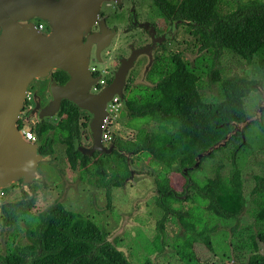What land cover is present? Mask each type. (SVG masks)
<instances>
[{"label":"trees","instance_id":"1","mask_svg":"<svg viewBox=\"0 0 264 264\" xmlns=\"http://www.w3.org/2000/svg\"><path fill=\"white\" fill-rule=\"evenodd\" d=\"M196 1L188 4L192 11L186 17L200 22L202 49L207 48L211 54L194 63L187 62L178 53L157 57L148 73V79L155 84L152 87L140 85L124 95L123 105L129 116L127 124L136 129L135 138L116 137L113 140L120 150L133 155L151 154L156 163L163 166L156 179V203L162 210L156 221L158 234L145 249L150 252L164 250L169 244L165 223L173 217L185 231L175 239L173 247L186 264H198V242L214 250L212 234L217 231L218 221L234 222L229 228L232 234L238 229L247 200L239 178L237 155L247 144L237 133L226 145L202 157L197 167L191 166L198 153L225 137L235 122L248 115L246 98L257 91V86H264V79L222 78L215 68V58L227 49L247 62L256 57L264 71V0L240 1L227 13L220 11L222 0H201L199 19L192 13ZM205 76L218 85L217 97L213 100L199 91L204 86ZM55 77L63 81L67 75L59 70ZM83 114L74 102L65 99L56 122L38 119L33 129L37 138L46 137L40 147L42 154H53L56 140L66 145L70 167L78 169L81 178L90 175L98 186L105 187L107 207H110L112 189L123 186L130 177L127 157L116 149L108 154L99 152L101 156L97 152L86 154L80 147L82 135L88 138V118H83ZM140 118L141 123H154L156 128L149 131L141 123L133 122ZM253 123L264 131L263 119L250 125ZM236 138L239 142L230 153V174L224 176L217 168L213 176L202 181L190 175L191 179L181 192L173 188L167 176L173 166H178L180 171L188 167L190 173ZM189 190L192 195L187 193ZM25 195L28 198L1 205L2 219L7 223L24 220L31 243L14 247L9 244L8 254L0 255V264H133L118 248L115 238L110 240L108 232L88 217L66 209L61 202L34 214L32 197L28 193ZM250 197L248 210L257 227L256 233L250 235L253 252L246 260H234L229 264H264V254L258 246V242L264 243V175L254 176ZM184 201L188 206L183 208ZM227 235L228 231L223 233V238Z\"/></svg>","mask_w":264,"mask_h":264},{"label":"rangeland","instance_id":"2","mask_svg":"<svg viewBox=\"0 0 264 264\" xmlns=\"http://www.w3.org/2000/svg\"><path fill=\"white\" fill-rule=\"evenodd\" d=\"M240 1L245 2L248 0H222L220 11L227 13L235 9ZM115 40H117L116 43L119 49L122 50L121 44L124 36H117ZM168 48L178 49L182 57L188 61H192L194 57L199 55V52L194 50L188 42L186 44L180 42L179 45L171 43ZM114 52L111 50L104 55L106 61H103V64H97L100 70H103L105 63L111 65L114 62ZM204 55L208 56L209 53ZM140 68L141 64L132 70L130 87L138 84L139 81L148 84L142 72L140 73ZM215 68L220 72L222 78L238 76L256 80L264 79V71L259 67L256 57L251 62H247L240 55L227 49L223 50L219 57L215 58ZM209 78L208 76L204 77V86L201 91L206 98L213 100V97H217L218 85ZM32 85L33 90L46 100L45 92L48 90L46 81L36 80ZM262 87L264 89V86ZM30 89L31 87L28 90ZM260 101L261 93L259 90L249 94L246 98L248 115L256 110ZM30 111H27V115L24 117L29 125L34 126L36 123L33 121L36 118L34 113ZM28 117H32V119L28 120ZM128 118L129 116L126 114L123 103L112 101L108 104V120H105L107 122L104 131H107L110 139L103 142L105 145H110L116 137L124 139L135 138L136 129L127 124ZM57 119V114L48 118L51 122H56ZM141 119H134L133 122L140 124ZM141 124L149 131L156 128L154 123ZM45 138V135L41 139L37 138L34 143L42 144ZM244 141L247 146L238 152L237 164L247 205L240 215L239 227L232 234L229 232V228L234 222L218 221L217 231L212 234L214 250L209 249L203 243L198 242L196 244L199 257L198 264H229L234 260L243 261L253 252L250 235L256 233L257 227L249 213L248 207L251 199V189L254 186V176L264 175V131L258 124L253 123L244 131ZM237 142H239L238 138L231 141L223 149L216 151L213 157L204 159L197 169L190 172V175L202 181L207 177L213 176L217 168L221 170V174L224 176L230 174L232 169L230 153ZM90 144L89 135L86 138L83 134L80 139V147L87 148ZM53 147L54 153L51 154L53 157L46 161L47 163H41L39 166L43 175L42 180H35L28 185H23L22 180H18L0 188V213L3 203L28 198V195L23 193V187H25L26 193H29V196L32 197L31 207L34 214L43 212L51 205L61 202L66 209L88 217L102 230L108 232L110 240L115 238L118 248L124 251L133 264H145L146 259L148 260L147 264H186L178 257L173 247L175 239L185 233L182 226L173 217H170L165 223L166 238L169 244L165 246L164 250L150 252L145 249L147 247L146 244L157 237L156 221L162 215V210L156 203V179L163 166L156 163L153 155H133L131 153L130 161H127L128 167H130V177L126 179L123 186L112 189L111 205L107 207L105 187L98 186L95 179L90 175H85L84 178H81L80 171L70 167L65 154V144L56 140ZM100 153L97 152V155L101 156ZM173 167L167 172V176L173 188L181 192L183 186L186 185L184 169L188 167H184L181 169L182 171L178 170V166ZM187 193L192 195V190ZM174 205L178 206L179 204L175 203ZM182 206L183 208L187 207L188 202H182ZM204 212L208 214L207 210H204ZM1 223L0 216V251L3 252L5 240L3 232H10L11 228L9 230L7 228L4 229ZM227 231L228 235L223 238V233ZM23 237L24 232L21 231L20 238L23 239ZM23 241L27 243L26 239H23ZM258 246L260 252L264 254V243L258 242Z\"/></svg>","mask_w":264,"mask_h":264},{"label":"water","instance_id":"3","mask_svg":"<svg viewBox=\"0 0 264 264\" xmlns=\"http://www.w3.org/2000/svg\"><path fill=\"white\" fill-rule=\"evenodd\" d=\"M19 0H5L3 5L11 15L19 18L23 9L16 7ZM101 0H33L22 2L25 6V23L17 24L10 18L0 33V188L14 181L22 180L23 185L43 179L39 166L53 155L43 156L39 145L22 137L17 121L24 106L28 89L36 79H48L50 99L42 105L41 97L34 91L32 112L39 119L56 116L61 102L68 99L81 110L90 114L88 135L91 141L84 149L93 152L111 153L116 149L130 161V152L120 150L116 143L105 145L102 140L104 123L108 116V104L116 95L123 99L128 71L137 55L122 60L111 83L98 92H92L100 76H93L90 70V46L83 36L97 17ZM36 9L37 13H30ZM32 18L46 22L50 31H39ZM28 20V21H27ZM114 35L111 34L110 38ZM101 50H99L100 52ZM152 61V60H151ZM148 64V66L151 64ZM60 69L68 74L66 83L60 84L53 77V70ZM261 101L256 110L243 120L235 122L225 137L198 153L195 168L202 157L226 145L229 139L240 133L252 122H260L264 113V89L257 86ZM47 163V162H46ZM130 168V167H129ZM184 169V174H187Z\"/></svg>","mask_w":264,"mask_h":264},{"label":"flooded vegetation","instance_id":"4","mask_svg":"<svg viewBox=\"0 0 264 264\" xmlns=\"http://www.w3.org/2000/svg\"><path fill=\"white\" fill-rule=\"evenodd\" d=\"M5 0H0V33L4 30L5 25H9L10 18L17 20V24H24L25 19H19L23 15H25V6L22 2L33 1V0H19L17 2L16 7L19 9H23L19 13V18L16 17L17 14L11 15L9 10L3 5ZM8 1V0H7ZM200 2L201 0H197L196 9L193 10V17L199 19L200 18ZM191 0H101L97 17L89 25V29L83 36V40L87 41L90 46V70L93 76H100V80L92 86V92H98L105 86L109 85L114 78L115 72L121 65L122 60L125 58H129L132 55H137L136 60L130 70L128 71L127 82L123 91V99H120L118 95L114 97L112 101H119L123 103L124 95H126L131 89L137 88L140 85L153 86L155 83L148 79V73L152 68L155 59L161 55H170L171 53H178L181 55L178 49H170L168 46L171 43H175L179 45V43L186 44L187 42L192 45L193 49L199 52V55L193 58L192 61H188L189 63H194L197 59H201L202 57H207L204 54L211 52L208 51L207 48L202 49V34L200 30V22L187 18L186 15L191 14V7L188 4H192ZM36 9L30 11V13L35 12ZM28 21V20H27ZM29 21L34 22L36 25L40 20L36 18H32ZM45 26L41 32L50 31V26L48 23L44 22ZM114 36L110 38V35ZM124 36V40L121 44V49L117 45L116 37ZM118 48V49H117ZM168 48V49H167ZM99 50H101L99 52ZM114 52V62L112 64H104L103 70L98 68V63L103 64L105 62V57L108 52ZM184 59V57H182ZM152 60V61H151ZM186 60V59H185ZM151 64L148 66V64ZM141 64L140 73L144 75V79L148 84L143 82H138L133 87H130V75L132 70L137 68V66ZM60 69L53 70V77L57 80L58 83L64 84L67 82L69 76L66 73L67 77L63 81H59L55 77V73H57ZM41 81H46V86H48V80L36 79ZM35 80V81H36ZM34 81V82H35ZM33 82V83H34ZM34 85V84H33ZM33 85L31 84V89L28 92L31 93L33 97V106H34V90ZM201 92V88H199ZM38 93V92H36ZM40 96V95H39ZM46 100L50 99L51 95L48 90L45 92ZM41 97V96H40ZM41 97V104L44 105L46 103ZM65 100V99H64ZM111 101V102H112ZM24 106L20 112L17 123H20L23 119V111ZM33 113L32 111H30ZM58 113V112H57ZM33 122H37L39 119L36 114ZM25 118V117H24ZM84 118H88V122L90 119V114L84 111ZM26 119V118H25ZM32 117H28V120H31ZM129 119V118H128ZM42 120V119H40ZM112 143H115L112 141ZM43 145L39 144V152L41 155L46 156L49 154H42L40 151V147ZM85 148H83L84 150ZM187 174H184V178L186 183L191 179L189 169L187 168ZM21 183V181H20ZM22 185V183H21ZM23 187V186H22ZM185 185L183 186V188ZM24 194L26 193V188L23 187ZM29 194V193H28ZM32 211V207H31ZM2 208H1V226L4 229H10L9 231H4L3 236H5L4 240V251H0V255H7L9 247L11 244L13 247L16 245H26L31 243L29 237L27 236V228L28 225L24 220H17L12 223L4 222L2 219ZM24 232L23 239H26L27 243L22 242L23 239L20 238V232ZM25 256V255H24Z\"/></svg>","mask_w":264,"mask_h":264},{"label":"built area","instance_id":"5","mask_svg":"<svg viewBox=\"0 0 264 264\" xmlns=\"http://www.w3.org/2000/svg\"><path fill=\"white\" fill-rule=\"evenodd\" d=\"M35 26L38 30H42L45 26V23L43 21H39ZM32 108H33V97L31 95V93L28 92L26 99H25V108H24V111L22 113L23 116L27 115V111H30ZM106 122L107 121H105L104 128H106ZM17 126H18L20 132L22 133V137L24 140L32 141V142L36 141L37 137H36V134L34 132L33 125L32 126L29 125L27 119H25L23 117L22 121L20 123H18ZM109 139H110V137H109L107 131L106 132L104 131L103 135H102L103 142L107 141Z\"/></svg>","mask_w":264,"mask_h":264}]
</instances>
